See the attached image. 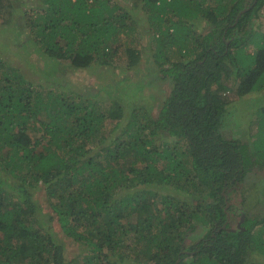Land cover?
<instances>
[{
  "label": "trees",
  "instance_id": "16d2710c",
  "mask_svg": "<svg viewBox=\"0 0 264 264\" xmlns=\"http://www.w3.org/2000/svg\"><path fill=\"white\" fill-rule=\"evenodd\" d=\"M263 8L0 0V264H69L68 240L79 264H260L252 255L264 256V214L244 208L243 189L264 173V104L250 112L253 138L223 127L246 95L264 97V30L253 21ZM137 9L147 68L169 91L155 113L142 105L125 120L119 97L148 78L128 92L73 83L95 63L136 66ZM32 56L36 78L13 60ZM197 228L203 235L190 240Z\"/></svg>",
  "mask_w": 264,
  "mask_h": 264
},
{
  "label": "rangeland",
  "instance_id": "374dc122",
  "mask_svg": "<svg viewBox=\"0 0 264 264\" xmlns=\"http://www.w3.org/2000/svg\"><path fill=\"white\" fill-rule=\"evenodd\" d=\"M132 12L138 18V23L141 26V38L143 39L141 41V50L143 49L142 55L140 61L136 64V66H134L133 69H128L126 68V66H124L125 64L122 65L118 62H115L112 65H101L95 63L91 66L90 70L86 71L84 76L82 75L81 77L77 78L73 83L75 87L84 85L85 87L87 86L92 88H102L103 84L116 82L121 90H127L126 92H128L129 90L131 91L130 88L135 86V82H137L136 80L141 81L142 79L148 78L150 82L142 86V88L140 89V93L138 92L132 97H126L123 94L119 97L121 104L123 105V108L125 110V120H127V116L131 113L133 108H138V106L140 107L142 105L149 108L151 113H155L161 104L162 96L167 95L169 91V80L163 78L158 71L149 70L147 68L151 61L149 58V52L151 49L147 44L148 39L143 38L142 29L147 30L148 25L146 23L144 15L141 11H139V9L132 10ZM259 14L258 17L256 16L254 18L255 20H253L254 26L264 30V8L262 12H259ZM195 27V29H198L200 32L203 30L202 25H200L199 22ZM127 45H129V42L124 41L123 47ZM12 46L17 47V51L21 52L17 44H14ZM175 47L177 46L175 45ZM170 52L173 57H169V59H176L179 56L176 48H173ZM10 56L11 55H9L8 57ZM32 57L35 58L33 63L31 64L32 66L29 63H22L21 60H17L16 58L13 60L15 64L18 62L22 71H26L27 69L32 68L36 72L35 74H33V76L36 78L38 77V75H40V70H38V68L36 67H40L41 64L39 63L40 59H37L35 56ZM122 59L123 57L121 58V60ZM137 67H139L140 69L137 70ZM103 92L104 91H102L101 93ZM243 99L244 100L239 101L236 108V110L239 111V118H237L238 115H236L238 114V112L234 109V117L229 118L228 122L223 127L225 129L226 136L246 139L249 137L253 138L255 133H257V125L253 124L254 121L251 120L253 117L249 116L251 115L250 112L254 108L257 109L264 104V97L260 96L259 98H256L254 94L252 95V97L246 95ZM256 114L257 112L254 111V117ZM257 198H260V200H257ZM243 203L244 208L248 210V212L261 216L264 214V173H262V175L249 174L247 181L244 183ZM46 211H49V209ZM202 235L203 233L201 229L197 228L196 231L192 235H190V240ZM68 241L70 250L69 258H72V261H70L69 264H79V256L81 254L76 256L74 252L76 249L77 251H79L80 247L74 245L72 241ZM252 260L258 261L260 264H264V256H260V254L257 255V252L252 255Z\"/></svg>",
  "mask_w": 264,
  "mask_h": 264
},
{
  "label": "water",
  "instance_id": "95a60500",
  "mask_svg": "<svg viewBox=\"0 0 264 264\" xmlns=\"http://www.w3.org/2000/svg\"><path fill=\"white\" fill-rule=\"evenodd\" d=\"M243 10H245V9H243ZM243 10H242V11H243Z\"/></svg>",
  "mask_w": 264,
  "mask_h": 264
}]
</instances>
